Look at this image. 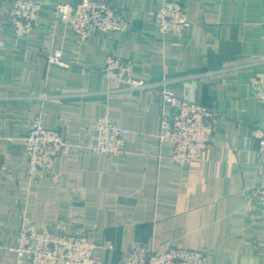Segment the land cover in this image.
<instances>
[{
	"label": "crops",
	"instance_id": "1",
	"mask_svg": "<svg viewBox=\"0 0 264 264\" xmlns=\"http://www.w3.org/2000/svg\"><path fill=\"white\" fill-rule=\"evenodd\" d=\"M0 0V264L19 263L23 216L41 227L65 221L97 241L104 264H123L135 243L161 251L200 249L210 264H264V208L256 191L264 164L255 127L264 103L249 78L264 70V0H177L191 22L182 37L160 31L163 0H109L125 13V32L97 31L82 42L58 9L78 0H36V26L16 37ZM59 51L64 64L51 63ZM130 62L136 79L171 80L178 97L217 113L203 158L176 165L160 143L162 97L107 79L109 55ZM128 131L124 151L93 150L98 118ZM40 119L71 143L51 177L28 178L24 138Z\"/></svg>",
	"mask_w": 264,
	"mask_h": 264
},
{
	"label": "built area",
	"instance_id": "2",
	"mask_svg": "<svg viewBox=\"0 0 264 264\" xmlns=\"http://www.w3.org/2000/svg\"><path fill=\"white\" fill-rule=\"evenodd\" d=\"M58 9L79 42L97 31L113 33L128 30L127 16L109 0H78L74 5L60 4ZM41 11L42 5L36 0L10 1L6 19L13 26L16 37H24L32 31ZM157 21L162 33H171L175 37H182L191 25L186 6L177 0H163L157 12ZM48 60L64 64L59 51L49 53ZM255 63L264 64V60ZM103 74L107 79L124 85L127 90H150L162 97L165 108L159 140L171 147V158L176 165L188 166L203 158L214 141L217 123L214 109L190 98L176 96L170 87V79H136L130 62L118 55L108 56ZM249 84L254 97L264 103V70L252 75ZM94 131V151L106 156L123 153L128 131L115 124L109 115L98 118ZM254 136L264 164V129L256 126ZM72 146L59 130L48 128L36 119L24 138L23 151L29 180L51 177L56 157L69 153ZM256 193L264 208V183ZM112 248L111 241H97L88 236L83 228H72L65 221L52 227H41L23 216L18 243L11 250L17 255L19 263L28 260L32 264H104L98 253ZM123 264L210 263L209 254L204 250L170 246L158 251L150 244L135 243Z\"/></svg>",
	"mask_w": 264,
	"mask_h": 264
}]
</instances>
